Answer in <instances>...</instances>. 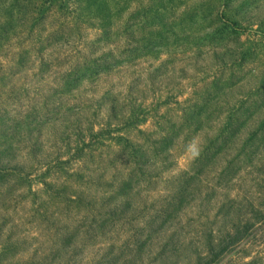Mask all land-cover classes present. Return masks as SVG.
<instances>
[{
    "label": "rangeland",
    "instance_id": "1",
    "mask_svg": "<svg viewBox=\"0 0 264 264\" xmlns=\"http://www.w3.org/2000/svg\"><path fill=\"white\" fill-rule=\"evenodd\" d=\"M35 3L46 47L0 76V264H264V0Z\"/></svg>",
    "mask_w": 264,
    "mask_h": 264
},
{
    "label": "trees",
    "instance_id": "2",
    "mask_svg": "<svg viewBox=\"0 0 264 264\" xmlns=\"http://www.w3.org/2000/svg\"><path fill=\"white\" fill-rule=\"evenodd\" d=\"M2 1H5V0H0V3ZM35 1H39V0H10L11 2L10 7H15L17 9V14H18L19 19L20 18H22V20L24 19V22L22 21L21 23L20 21L15 19L12 16V14H9L5 20L0 19V41L3 42L4 44L2 48L4 49L6 47L5 48L6 50L0 53V76H6L12 73L18 72V69L16 68L17 64L16 62H13V59L18 58V60H21L19 55H22L24 51H26L27 53V58L25 61L30 63V61L32 62L31 55H37L41 49L46 47V42L48 41L49 38L48 37L44 39L39 38L35 41L34 40L36 38L35 30L34 31L32 30V32H27V29L25 28V24L28 20H30L31 22H34L35 20L38 19V14L34 18L32 17L33 12L36 13L38 8H43L46 5L47 7L50 8L52 3L51 4L43 3V6H39V4L35 3ZM38 11H40V9ZM25 16H28L26 20H25ZM17 48H19V52L15 53L13 49H17ZM77 57L85 59V53L82 55L77 53ZM86 60L88 63L93 62V60H89V59H85L84 61ZM10 64H13L11 69L9 68L11 66ZM94 64L98 65L99 63L94 61ZM23 67L25 66H21L20 68H23ZM36 69L40 70V68H36ZM130 89L131 88H129V90ZM130 92L132 93V91ZM102 101L106 103L108 102L106 98H103ZM114 102H115V106L110 108L111 109L110 113L114 114L115 116H120L122 119L125 118L128 125L132 126L134 124V122L132 121L136 122V119H137V116L133 115L134 113H132V111H134L135 108H133L131 111L129 107L125 109V106L123 105V103L118 102L117 100ZM130 119H133V120L130 121ZM95 136L97 137L98 134H96ZM15 147L21 148L20 145H17V144L15 145ZM124 148L128 150V152L126 153V159L128 163L127 165L130 166L135 172H138L140 160L136 159L135 157L134 151L136 147L133 148L129 144H126ZM19 154H20L19 152L17 153L14 152V154L12 155V158L13 157L14 159L18 158V156L21 157L22 155L20 156ZM15 160H16L15 163H13L12 166L8 168V170L19 174V173H24L25 171L28 170V168H30L29 165L26 164L27 161H24L22 159H18V161L17 159ZM217 256L218 254H215V255L212 254L211 258L205 261V264H212V263L217 264L218 263Z\"/></svg>",
    "mask_w": 264,
    "mask_h": 264
}]
</instances>
